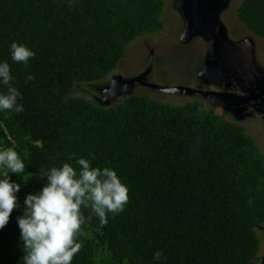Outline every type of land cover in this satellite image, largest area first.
I'll return each instance as SVG.
<instances>
[{"label": "trees", "instance_id": "16d2710c", "mask_svg": "<svg viewBox=\"0 0 264 264\" xmlns=\"http://www.w3.org/2000/svg\"><path fill=\"white\" fill-rule=\"evenodd\" d=\"M164 6L0 0V63L10 65L24 106L19 114L0 110V151L13 148L25 163L21 174L0 166V179L9 172L21 185L19 206L0 229V264H24L17 217L27 195L42 190L53 167L79 171V158L114 169L129 200L106 226L95 217L82 225L71 264H260L264 153L243 125L196 98L172 104L131 93L99 104L73 94L111 76L135 39L163 30ZM236 15L264 41V0H244ZM13 42L35 52L27 66L12 60Z\"/></svg>", "mask_w": 264, "mask_h": 264}, {"label": "clouds", "instance_id": "9594fccd", "mask_svg": "<svg viewBox=\"0 0 264 264\" xmlns=\"http://www.w3.org/2000/svg\"><path fill=\"white\" fill-rule=\"evenodd\" d=\"M34 56L35 52L25 45L11 44L13 61L27 66ZM34 79L33 75L27 77ZM12 80L8 62L0 63V83L7 88L5 94H0V110L19 114L24 106L18 102L21 93L12 86ZM76 163L79 171L70 163L51 168L43 175L47 182L42 190L27 195L25 213L17 217L25 251L24 264H71L82 247L78 242L83 234L82 225L95 217L102 228L108 223L109 213L114 216L124 210L129 200L128 188L114 169L93 167L86 158H79ZM0 166L17 174L25 171L24 161L13 148L0 151ZM8 173L0 179V229L19 206L16 193L21 185L11 181ZM82 207L90 210L87 218L81 212ZM162 256L163 252L158 251L154 259Z\"/></svg>", "mask_w": 264, "mask_h": 264}, {"label": "rangeland", "instance_id": "374dc122", "mask_svg": "<svg viewBox=\"0 0 264 264\" xmlns=\"http://www.w3.org/2000/svg\"><path fill=\"white\" fill-rule=\"evenodd\" d=\"M177 1L165 0L162 15L163 30L135 39L127 47L125 57L120 60L112 75H121L124 79L133 78L151 68L147 75L149 81L161 86L193 85L196 82H201L199 81L198 72L201 70L206 53L210 51V41L201 36L194 37L190 42L181 40L185 24L176 8ZM243 1L231 0L229 7L222 15V21L229 27V37L231 39L240 40L243 37H252L256 45L255 54L257 53L258 62L264 66V41L251 35L236 15V11ZM151 51H153V54ZM111 76L98 83L78 84L73 94L86 96L99 104H110L119 101L128 94L119 95L109 102H105L101 95H98L100 89L110 85ZM133 94L147 95L172 104H183L196 98L193 95H174L143 86L136 88ZM218 112L224 113L220 108ZM229 118L243 125L246 132L255 138L260 150L264 153V124L262 123L263 126L260 125V119L258 117L254 118L253 122L258 123L255 124L249 119L241 121ZM257 234L260 239L259 260L260 264H264V230L258 229Z\"/></svg>", "mask_w": 264, "mask_h": 264}, {"label": "water", "instance_id": "95a60500", "mask_svg": "<svg viewBox=\"0 0 264 264\" xmlns=\"http://www.w3.org/2000/svg\"><path fill=\"white\" fill-rule=\"evenodd\" d=\"M229 1L230 0H178L177 7L185 22V29L181 40L183 42H190L194 37L201 36L206 40L214 39L216 42L220 41L218 44L222 54L217 59L206 61L202 66L200 74L211 73L210 69L215 68L217 73H219V71L223 74L230 72L250 82L252 79V72L248 67V61L251 60V54L253 53L255 44L254 40L250 36L240 40L230 39L227 29L223 25L221 26L222 29L218 31V34L215 33L217 23L221 21L220 11L227 7ZM144 73L128 80H125L121 75L114 76L110 85L106 86L104 89H100L99 93L101 98L105 102H109L119 95H130L131 85L139 82L147 87L166 93L200 95L210 101H216V103L220 105L226 100V97L221 93H216L217 96H213L215 92L212 91L203 92L197 88L179 85L171 87L161 86L150 82L149 79H143V76L146 75ZM239 77L240 85L244 86V81Z\"/></svg>", "mask_w": 264, "mask_h": 264}, {"label": "flooded vegetation", "instance_id": "af4514ba", "mask_svg": "<svg viewBox=\"0 0 264 264\" xmlns=\"http://www.w3.org/2000/svg\"><path fill=\"white\" fill-rule=\"evenodd\" d=\"M230 2L231 0L229 1L227 7H225L220 11L221 21L217 23L215 27L216 34H218V31L222 29L221 27L222 25L227 29L228 35L230 33L229 27H227L225 23H223L222 21L223 20L222 15L225 12V10L229 7ZM176 8L181 14L179 8L177 7V3H176ZM183 23L185 24L184 19H183ZM146 35H150V34H146ZM208 41H210V47H209L210 51L206 53L200 69H202V66L205 64L206 61L217 59L222 54V51L218 44V42L220 41L216 42L214 39ZM255 51H256V45L254 44L253 53L251 54V60L248 61V67L252 72V79L250 82L246 81L245 79L237 75H233L230 72L223 74L220 73L219 71V73H217V70L215 68H211L210 69L211 73L208 74L207 73L200 74L201 70L198 72L199 81L201 82H196L193 85L187 84V85H179V86L197 88L203 92L212 91L215 92L213 96L214 95L217 96L216 93H221L223 96L226 97V100H224V103L222 105L216 103V101H210L200 95L186 94V96L193 95L197 99L203 101V103L206 104L207 106L214 107L217 111L220 108L225 114L237 120L242 121L249 119L251 122H253L254 118L258 117L260 119L259 120L260 125L263 126L262 123L264 124V66L260 65V63L258 62L257 53L255 54ZM151 53L153 54V51H151ZM150 69L147 70L149 71ZM147 70L145 71L146 73H144L146 75L143 76V79L148 80ZM141 74L142 73L138 75ZM113 77L114 75H112L110 79L112 80ZM238 77L242 79V81H244L243 82L244 86L240 85ZM131 78H127L125 80ZM140 86L147 87L139 82H136L135 84L131 85L130 92L133 93L135 89ZM169 94H173V93H169ZM174 95H179V94H174ZM253 123L256 124L257 122H253Z\"/></svg>", "mask_w": 264, "mask_h": 264}]
</instances>
